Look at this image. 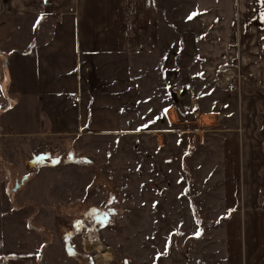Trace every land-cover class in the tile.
I'll list each match as a JSON object with an SVG mask.
<instances>
[{"label": "crops", "instance_id": "0c3cea01", "mask_svg": "<svg viewBox=\"0 0 264 264\" xmlns=\"http://www.w3.org/2000/svg\"><path fill=\"white\" fill-rule=\"evenodd\" d=\"M262 13L260 0H0V34L10 45L0 54V140L115 131L124 110L141 109L137 125L158 141L165 116L177 130L198 124L221 147L216 182L231 214L224 264H264ZM235 68L246 80L236 117H224L231 87L216 78ZM13 95L16 104L6 105ZM206 115L216 121L205 123Z\"/></svg>", "mask_w": 264, "mask_h": 264}, {"label": "rangeland", "instance_id": "374dc122", "mask_svg": "<svg viewBox=\"0 0 264 264\" xmlns=\"http://www.w3.org/2000/svg\"><path fill=\"white\" fill-rule=\"evenodd\" d=\"M30 32L22 31L24 40ZM7 46L1 37L0 51ZM238 70L216 78L218 87H231L224 117H236L243 80L232 86L228 76ZM18 99L10 96L6 105ZM139 112L121 111L115 131L95 126L64 136L0 140L3 264H224L229 221L220 220L231 214L216 182L223 163L214 133L200 134L198 124L180 123L177 130L165 116L158 141L137 125Z\"/></svg>", "mask_w": 264, "mask_h": 264}, {"label": "built area", "instance_id": "2783aa9c", "mask_svg": "<svg viewBox=\"0 0 264 264\" xmlns=\"http://www.w3.org/2000/svg\"><path fill=\"white\" fill-rule=\"evenodd\" d=\"M238 79L239 81L245 80L246 76L244 73H242L241 69L238 70V73H229L228 81L229 83H234Z\"/></svg>", "mask_w": 264, "mask_h": 264}, {"label": "snow or ice", "instance_id": "6c2138e0", "mask_svg": "<svg viewBox=\"0 0 264 264\" xmlns=\"http://www.w3.org/2000/svg\"><path fill=\"white\" fill-rule=\"evenodd\" d=\"M260 2L262 3V4H264V0H260ZM200 13H198V12H194V13H192L189 17H188V19L189 20H191V19H193V17L194 16H196V15H199ZM42 18V17H41ZM262 19H264V13H262ZM38 24H39V20L37 21V26H38ZM202 75V74H201ZM3 91V87H2V85H0V92H2ZM165 111H167V110H165ZM200 233L199 232H197V235H199ZM70 254H71V252H70Z\"/></svg>", "mask_w": 264, "mask_h": 264}, {"label": "trees", "instance_id": "16d2710c", "mask_svg": "<svg viewBox=\"0 0 264 264\" xmlns=\"http://www.w3.org/2000/svg\"><path fill=\"white\" fill-rule=\"evenodd\" d=\"M195 211H196V210H195ZM196 213L198 214V212H196ZM195 217H196L197 221H199V224H200V225H203V224H202L203 221H202L201 219H199L198 215L195 216ZM229 218H230V217H228V216H224L220 221H223L224 219H227V220H228ZM198 237H199V235H196V236H194L193 238H191V240H192V239H196V238H198Z\"/></svg>", "mask_w": 264, "mask_h": 264}, {"label": "water", "instance_id": "95a60500", "mask_svg": "<svg viewBox=\"0 0 264 264\" xmlns=\"http://www.w3.org/2000/svg\"><path fill=\"white\" fill-rule=\"evenodd\" d=\"M0 54H1V51H0Z\"/></svg>", "mask_w": 264, "mask_h": 264}]
</instances>
